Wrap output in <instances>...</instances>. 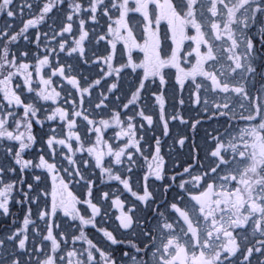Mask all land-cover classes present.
Segmentation results:
<instances>
[{"label":"flooded vegetation","instance_id":"obj_1","mask_svg":"<svg viewBox=\"0 0 264 264\" xmlns=\"http://www.w3.org/2000/svg\"><path fill=\"white\" fill-rule=\"evenodd\" d=\"M252 262L264 0H0V264Z\"/></svg>","mask_w":264,"mask_h":264},{"label":"rangeland","instance_id":"obj_2","mask_svg":"<svg viewBox=\"0 0 264 264\" xmlns=\"http://www.w3.org/2000/svg\"><path fill=\"white\" fill-rule=\"evenodd\" d=\"M99 9H100V8H99ZM110 11H111V7H110V6H107V5H102V6H101V13H102L103 16L106 15V16H105V21L108 22L107 27H110V20H109V14H110ZM89 16H90V15H89ZM91 20H92V19H91ZM91 52L94 53L92 50H91ZM87 56L89 57V55H87ZM91 65H92V63H91ZM90 68H93V67H90ZM103 69H105V67H104ZM91 73H92V72L87 73L86 76L88 77ZM95 73H96V72H95ZM101 73H102V75H103V74H104V71H102ZM101 73H98V74H101ZM126 81H128V78H124L123 82H126ZM71 82H72V83H75V82L72 81V80H71ZM123 82H122V84H123V86H124V83H123ZM106 93H107V92H106L105 90H104V91L102 90V95H103V96H104V95H107ZM100 94H101V93H100ZM105 106L108 107V105H105ZM103 112L106 114V116L110 114V113H109V109H108V110L103 109ZM247 264H253V262H252V263H247Z\"/></svg>","mask_w":264,"mask_h":264}]
</instances>
